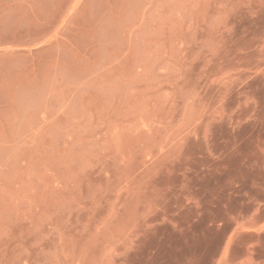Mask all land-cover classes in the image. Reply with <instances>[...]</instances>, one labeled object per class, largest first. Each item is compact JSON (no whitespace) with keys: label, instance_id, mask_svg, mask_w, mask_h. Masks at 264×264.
Segmentation results:
<instances>
[{"label":"rangeland","instance_id":"obj_1","mask_svg":"<svg viewBox=\"0 0 264 264\" xmlns=\"http://www.w3.org/2000/svg\"><path fill=\"white\" fill-rule=\"evenodd\" d=\"M103 6L93 66L47 85L0 179V264H212L262 198L264 0Z\"/></svg>","mask_w":264,"mask_h":264},{"label":"crops","instance_id":"obj_2","mask_svg":"<svg viewBox=\"0 0 264 264\" xmlns=\"http://www.w3.org/2000/svg\"><path fill=\"white\" fill-rule=\"evenodd\" d=\"M95 6L96 0H0V179L8 165L25 163L31 133L46 130L47 85L89 72L94 37L111 34L110 13ZM241 204L249 209L230 214L212 264H264V186L261 199Z\"/></svg>","mask_w":264,"mask_h":264}]
</instances>
